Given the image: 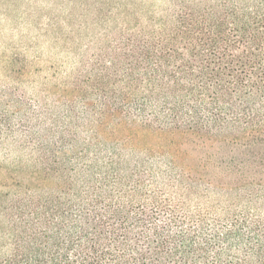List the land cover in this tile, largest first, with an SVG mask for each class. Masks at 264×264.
Returning a JSON list of instances; mask_svg holds the SVG:
<instances>
[{
	"label": "trees",
	"instance_id": "1",
	"mask_svg": "<svg viewBox=\"0 0 264 264\" xmlns=\"http://www.w3.org/2000/svg\"><path fill=\"white\" fill-rule=\"evenodd\" d=\"M54 2L0 6L55 100L9 128L0 264H264V0Z\"/></svg>",
	"mask_w": 264,
	"mask_h": 264
},
{
	"label": "rangeland",
	"instance_id": "2",
	"mask_svg": "<svg viewBox=\"0 0 264 264\" xmlns=\"http://www.w3.org/2000/svg\"><path fill=\"white\" fill-rule=\"evenodd\" d=\"M55 0H13L12 3L2 2L0 6H5L18 11L33 8L40 9L59 5ZM4 29V33L13 37L11 45L14 46V51L18 52L16 59L21 65L22 61L32 59L37 49L38 42L34 37V31L25 24L15 25L12 22L0 24V29ZM15 34V35H13ZM110 36L115 43H120V32L118 28H113ZM42 40V39H40ZM3 38L0 36V53L6 49L2 45ZM42 42V41H40ZM44 47V46H40ZM18 49V50H16ZM22 66H17L15 74L6 72L4 61L0 57V160L7 159L9 161L28 155V149L16 150L15 146L22 143L24 137L19 131L11 133V126H16L23 132V124L31 123L32 117L36 113H47V103L55 101L52 97L46 99L45 93H42V76L44 73H33L30 76H23L21 73ZM36 80V83L32 82ZM43 80V79H42ZM46 105V107H45ZM41 107V108H40ZM46 117V116H45ZM47 123H53L49 118L45 119ZM25 121V123H23Z\"/></svg>",
	"mask_w": 264,
	"mask_h": 264
}]
</instances>
